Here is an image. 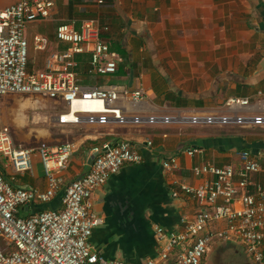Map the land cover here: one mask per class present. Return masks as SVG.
Returning a JSON list of instances; mask_svg holds the SVG:
<instances>
[{
	"label": "crops",
	"instance_id": "0c3cea01",
	"mask_svg": "<svg viewBox=\"0 0 264 264\" xmlns=\"http://www.w3.org/2000/svg\"><path fill=\"white\" fill-rule=\"evenodd\" d=\"M18 0H0V10ZM53 18L28 26L30 70L44 66L48 52H36L33 38H46L49 51L64 49L55 38L58 25L70 20H89L93 13L102 17L104 33L124 48L126 60L117 74L91 77L79 74L82 84L101 88L142 86L146 99L123 107V122L111 119L107 125H90L89 115H79V124L59 123L67 114L61 100L34 96L0 97V125L20 135L32 125L35 139L55 147L72 142L77 151L65 172L69 183L89 169L88 159L94 149L127 141L143 160L128 164L92 195L95 212L103 223L95 228L90 243L97 254L108 261L144 264L158 258L160 245L155 228L167 234L183 230L181 219H193L199 208L190 197L173 198L180 184L201 185L210 178L196 177L193 168L210 163L216 167L238 166L239 152L249 150L264 161V128L251 125L254 116H264V0H55ZM103 40L106 42L103 38ZM261 94V95H259ZM246 98L247 109L230 111L225 102ZM56 110L64 112L29 118V112ZM238 115L245 125L231 122L220 126L190 122L193 116L215 117ZM150 119H153L151 121ZM167 120V121H166ZM32 133L26 137L31 140ZM148 142L151 145H148ZM196 149L189 157L183 151ZM177 156L179 170L168 173L162 161ZM0 174L13 186L45 190L46 179L40 159L33 155L30 169L16 173L7 160L0 158ZM252 180L260 182L256 176ZM63 190L47 204L32 205L27 214L61 207ZM224 222L210 224L208 232L215 247L233 245V239L221 240ZM241 252L244 248L238 244Z\"/></svg>",
	"mask_w": 264,
	"mask_h": 264
},
{
	"label": "built area",
	"instance_id": "2783aa9c",
	"mask_svg": "<svg viewBox=\"0 0 264 264\" xmlns=\"http://www.w3.org/2000/svg\"><path fill=\"white\" fill-rule=\"evenodd\" d=\"M55 7V0H18L0 10V97L61 99L68 112L59 117L60 124H79L81 114L89 115L86 120L90 125L104 126L111 119L123 122L119 103L129 107L142 103L145 89L87 86L81 83L77 72V57L83 55L90 57L86 74L91 77L114 76L124 63L120 54L110 51L103 40L102 34L108 28L99 20H70L58 25L55 38L64 49L49 51L48 40L35 36L31 41L33 49L48 54L42 69H29L27 28L32 23L51 20ZM83 103L93 106L80 109ZM249 106L246 98L231 97L225 102L230 111ZM247 121L236 114L234 118L195 115L190 119L194 125L220 126L231 122L242 126ZM251 125L264 128V116H254ZM76 151L72 142L55 147L41 144L37 148H16L10 129L0 125V158L7 160L16 173L23 174L30 169L31 157L37 155L46 179L42 191L15 187L0 174V264H126L103 259L90 243L93 230L103 223L94 210L92 195L123 166L140 164L143 158L127 141L95 148L96 156L88 171L66 183L65 172ZM183 153L192 157L197 150L191 148ZM162 167L168 173L179 170L177 156L163 160ZM193 174L210 179L198 186L180 184L172 196L193 199L199 208L196 216L191 220L182 218L183 230L177 233L167 234L156 227L160 252L158 258L144 264H202L214 239L207 229L216 222L226 225L221 240L233 239L241 244L253 264H264V161L242 150L236 167L205 163L195 166ZM252 176L260 182L252 180ZM60 190L63 195L59 209L27 214L30 206L51 202Z\"/></svg>",
	"mask_w": 264,
	"mask_h": 264
},
{
	"label": "rangeland",
	"instance_id": "374dc122",
	"mask_svg": "<svg viewBox=\"0 0 264 264\" xmlns=\"http://www.w3.org/2000/svg\"><path fill=\"white\" fill-rule=\"evenodd\" d=\"M87 18L99 20L101 24L103 22L102 17L96 12ZM38 112L40 115H43L49 119V117L53 114L57 115L58 113L64 112V110L62 106H58L56 110H52L50 107L47 106L45 110L29 112V118H33L35 115H39ZM32 128V125H30L27 129H23L20 132V135H12L13 142L16 148H37L41 144H45L43 143V141H45L44 139H35L36 133L30 132V129ZM30 133H32V139L26 141V137L28 138V135ZM215 243L216 240L213 239L212 243L208 247L205 257L203 258L202 264H249L248 258L245 254L241 252V248L238 246V243L236 241H234L233 245L228 244L227 247H225L224 249L220 247H215Z\"/></svg>",
	"mask_w": 264,
	"mask_h": 264
},
{
	"label": "trees",
	"instance_id": "16d2710c",
	"mask_svg": "<svg viewBox=\"0 0 264 264\" xmlns=\"http://www.w3.org/2000/svg\"><path fill=\"white\" fill-rule=\"evenodd\" d=\"M102 38H104L105 40H107L106 43L109 46L110 51L116 52L117 54H120V56L123 59L126 60V54H125L124 48L120 44V41L119 42H116L115 40L112 39L113 37H111L109 35H105L104 33L102 34ZM89 60H90V57L87 56V55H83V56H78L77 57V61H78L77 72H78V74H82V73H85L86 74ZM42 211H45V210H42ZM38 212H41V210H39Z\"/></svg>",
	"mask_w": 264,
	"mask_h": 264
},
{
	"label": "bare ground",
	"instance_id": "6f19581e",
	"mask_svg": "<svg viewBox=\"0 0 264 264\" xmlns=\"http://www.w3.org/2000/svg\"><path fill=\"white\" fill-rule=\"evenodd\" d=\"M98 104L101 105V103H98ZM88 106H93V104H92V103H83L82 106L79 107V108H80V109H82V108H87ZM65 119H66V118H65Z\"/></svg>",
	"mask_w": 264,
	"mask_h": 264
},
{
	"label": "water",
	"instance_id": "95a60500",
	"mask_svg": "<svg viewBox=\"0 0 264 264\" xmlns=\"http://www.w3.org/2000/svg\"><path fill=\"white\" fill-rule=\"evenodd\" d=\"M95 156H96V154L92 155V156L88 159V161H87V168L90 166V164H91V162L94 160Z\"/></svg>",
	"mask_w": 264,
	"mask_h": 264
},
{
	"label": "flooded vegetation",
	"instance_id": "af4514ba",
	"mask_svg": "<svg viewBox=\"0 0 264 264\" xmlns=\"http://www.w3.org/2000/svg\"><path fill=\"white\" fill-rule=\"evenodd\" d=\"M248 263L249 264H253L252 262H251V260H250V258L248 257Z\"/></svg>",
	"mask_w": 264,
	"mask_h": 264
}]
</instances>
